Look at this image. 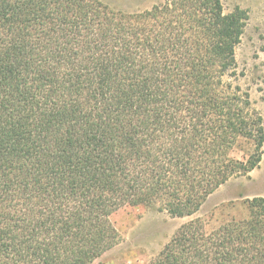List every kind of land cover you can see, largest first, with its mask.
<instances>
[{
    "label": "trees",
    "instance_id": "obj_1",
    "mask_svg": "<svg viewBox=\"0 0 264 264\" xmlns=\"http://www.w3.org/2000/svg\"><path fill=\"white\" fill-rule=\"evenodd\" d=\"M248 19L223 0H0V264H102L122 207L192 216L248 176L264 145L235 84ZM247 203L182 224L150 264H264V197Z\"/></svg>",
    "mask_w": 264,
    "mask_h": 264
},
{
    "label": "rangeland",
    "instance_id": "obj_2",
    "mask_svg": "<svg viewBox=\"0 0 264 264\" xmlns=\"http://www.w3.org/2000/svg\"><path fill=\"white\" fill-rule=\"evenodd\" d=\"M109 6L126 12L150 9L164 0H104ZM230 12L236 6L247 10L249 19L236 49L238 78L235 84L248 92L253 106L264 118V0H223ZM255 136L241 137L232 155L249 158ZM264 197V145L259 165L248 176L232 178L219 187L192 216L172 217L157 206H125L111 216L119 232V243L104 253L96 263L150 264L168 243L177 229L191 219L200 217L208 230L233 217L248 216L247 200Z\"/></svg>",
    "mask_w": 264,
    "mask_h": 264
}]
</instances>
